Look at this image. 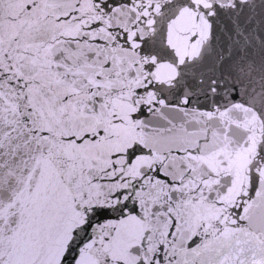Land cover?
Wrapping results in <instances>:
<instances>
[{
	"label": "snow or ice",
	"instance_id": "6c2138e0",
	"mask_svg": "<svg viewBox=\"0 0 264 264\" xmlns=\"http://www.w3.org/2000/svg\"><path fill=\"white\" fill-rule=\"evenodd\" d=\"M0 264H264V0H0Z\"/></svg>",
	"mask_w": 264,
	"mask_h": 264
}]
</instances>
